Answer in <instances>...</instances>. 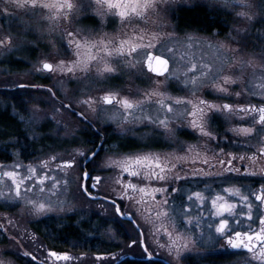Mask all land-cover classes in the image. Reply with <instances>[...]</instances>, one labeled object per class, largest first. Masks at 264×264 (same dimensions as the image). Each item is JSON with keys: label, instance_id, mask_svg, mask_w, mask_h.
I'll use <instances>...</instances> for the list:
<instances>
[{"label": "snow or ice", "instance_id": "1", "mask_svg": "<svg viewBox=\"0 0 264 264\" xmlns=\"http://www.w3.org/2000/svg\"><path fill=\"white\" fill-rule=\"evenodd\" d=\"M172 2L174 0H3L0 13L11 18L16 15V10L24 9L25 15L38 17V23H47L45 31L49 35L60 31L64 58L57 55L52 58L53 62H49L41 53L38 60L40 67L35 71L58 72L70 81H80L93 75L106 81L119 79L121 68L126 67L141 73L155 85L143 89L140 99H129L102 89V95L89 96L80 101L93 112L97 111V107L102 109L105 105H118L123 118L117 115L107 117L108 120H119L118 126L150 127L154 132L162 131L169 139L174 138L177 132H184L203 141L202 144L186 145L176 140L179 152L183 154L148 151L130 153L117 160L109 157L107 164L118 168L120 175L115 179L111 193H105L103 197L93 196L89 188L100 189L106 177L93 176L88 171L78 177L81 181H91V184L78 183L79 191L86 193L90 200L103 199L105 204L114 208V215L120 221L126 220L134 231L139 232L129 247L140 246L148 261L152 260L147 235L142 230L143 226L137 223L139 214L153 227L156 221H160L156 231H163L167 237L165 243L155 240L151 231L148 234H153L157 246L166 247L173 260L178 262L182 249L203 239V232L196 239L193 236L205 222L209 233L214 232L216 239L225 240L223 251L231 249L230 255L244 257L238 264H264V184L258 190L245 186L244 191L239 187L225 186L233 180L256 176L264 179V55L258 58V64L255 54L244 53L248 46L245 29V34L234 40L237 47L219 41L215 43L216 65L204 61L197 63L194 57L185 54L177 56L179 49L190 50L192 42L200 38L187 33L180 38L172 32H165L162 38L159 32L139 26L143 22L163 27L159 12L163 10L162 5ZM223 3L226 7L241 9L235 13L236 16L250 26L264 22V0H223ZM84 13H91L85 18L98 25V28L88 30L87 35L83 34L85 30L72 26L78 14ZM153 16L157 17L156 21H152ZM113 18L120 24L117 34L103 32L102 29ZM236 31L239 34L240 30ZM164 38L177 43L165 46ZM257 39L264 42V31L259 32ZM209 46L213 45L210 43ZM12 47L11 37L0 39V51H11ZM138 56L141 58L137 59ZM257 70L262 73L260 77L254 76ZM250 74L260 82L251 84ZM169 81H174L176 90L187 95L172 96L162 91V86ZM234 86L240 90L231 91ZM205 95L215 96L216 99H206ZM233 99L235 103L217 102ZM252 99H256L257 103H251ZM153 104L156 105V115L144 111L146 105ZM180 106H183L182 110H178ZM63 107L88 124L92 123L83 112L77 113L71 105ZM218 119L230 125L224 133L212 129ZM128 131H133V128L122 129L120 135ZM95 135L100 136L101 130L97 129ZM16 143H19V138ZM229 147L245 149V152L226 151ZM101 151H104L103 143L97 149H90V155L81 152L82 161L53 155L35 165L24 166L19 162L11 166L0 164V205L15 207L23 202L34 215L65 211L62 206L54 208L49 202L50 196L68 188L69 169H82L86 164L94 163ZM209 152L211 156L207 154ZM245 161L247 163H243ZM217 165L219 170L213 172ZM6 167L10 170H4ZM105 167L97 166L93 171L102 172ZM60 174H63V180L59 178ZM208 177L219 181L216 188L206 183ZM201 184L204 185L202 189ZM125 200L131 203L122 210L118 201ZM5 219L13 225L11 217ZM166 223H170L171 229L165 226ZM253 225L257 227L253 228ZM102 226L98 225L97 230ZM181 228L184 232L180 231ZM0 229H3L0 235L8 231L3 224H0ZM18 237L24 238L19 232L8 237L15 246L14 254L28 258L29 264L37 262L32 252L20 250L22 245ZM49 257L65 261L70 259L66 253L49 252L45 260L38 264H47ZM0 264L12 262L0 260Z\"/></svg>", "mask_w": 264, "mask_h": 264}, {"label": "rangeland", "instance_id": "2", "mask_svg": "<svg viewBox=\"0 0 264 264\" xmlns=\"http://www.w3.org/2000/svg\"><path fill=\"white\" fill-rule=\"evenodd\" d=\"M75 2V0H74ZM196 2H203L213 6L220 7L228 12L233 17L231 24V30L225 37L217 35H204L194 31L179 32L176 30L172 22V12L180 5H191ZM3 6V0H0V7ZM162 11L159 12V17L163 19L164 26L158 27L156 24L149 23L145 25L140 23V27H149L152 31L159 32L163 38L165 32H172L175 36L183 38L184 35L190 34L200 39L192 42L193 47L190 50L179 49L177 56L185 54L186 56L194 57L195 62L201 61L212 63L216 65V49L215 43L217 41L228 43L231 47H237L234 40H238L240 35H244V30L247 29L248 46L244 49L245 54L253 53L258 58L264 55L262 52L256 50L255 43L256 36L259 34L260 25L264 22L257 23L254 26H250L247 21L240 19L236 16L237 11L241 9H232L226 7L223 0H174V2L162 5ZM91 13L78 14L76 21L73 22V27L85 30L83 34H89L88 30L98 28L97 24H94L91 20L85 18ZM152 21H156L157 17L153 16ZM67 23V22H65ZM48 25L46 22L38 23V17H29L25 15L24 9L16 10V15L9 18L3 13H0V39H4L6 36L12 39V50L0 51V111H7L8 115L13 119V126H16L19 135L24 141L19 146L23 148L24 152L21 154L15 147L18 145L15 138L7 139L3 144V150H0V164L5 166H11L16 162L21 163L24 166L38 164L41 159H48L50 156L59 155L64 159H75L82 161L80 155L81 152L88 153L89 150L94 149L88 140L90 134L97 129L107 130L106 136L108 140L111 136H120L126 139L131 138L137 142L142 143V147L137 150L119 152L115 151L114 144H104V151L100 152L98 158L92 163L91 173L93 176L100 175L106 177L105 181L101 182L100 189L93 190V195L104 196L105 193H111L114 187V181L120 175V170L112 165L107 164L109 157L113 160H117L130 153L137 152H179V145L175 143L176 140L188 145L202 144L203 141L197 137H193L192 140H183L180 136V132L175 134L174 138H166V134L161 132H154L152 128H145L140 125L123 124L119 125V120H108L107 117L117 115L122 119V109L118 105H105L103 108L97 107V111L93 112L87 105L81 104L80 101L86 99L89 96L102 95L103 90H109L119 93L120 96H127L129 99H140L141 91L149 86L155 87L152 81L147 80L143 75L135 70H128L126 67L121 68V75L119 79H111L102 81L93 75L90 78L82 79L80 81H70L67 77L60 73H48L43 71H35V68L40 67L38 60L41 58V53L44 54V58L49 62H53L52 58L60 55L63 56L62 38L60 31H54L50 35L45 31ZM120 29L118 20L109 21L106 27L102 29L103 32H107L111 35L117 34ZM236 30H240L239 34ZM182 43L187 41L181 40ZM176 41H171L164 38L165 46H172L176 44ZM213 46L210 47L209 44ZM141 57H137L140 59ZM9 61H11L9 63ZM15 62V63H14ZM22 67H18V63ZM15 64L18 68H13ZM13 66V67H12ZM20 66V65H19ZM218 66V65H217ZM239 73H237L238 75ZM262 73L257 70L254 73L255 77H260ZM252 74L249 75V81L251 84L259 83L260 80L254 79ZM162 79V78H161ZM24 85L25 87H20ZM51 89V91H49ZM177 85L174 81H169L167 85L162 86L161 90L166 91L172 96H184L186 92L177 91ZM238 87H233L231 91H239ZM206 99L214 100L215 96L205 95ZM251 101L257 102L256 99ZM217 102L223 103H235L233 100H218ZM71 105L76 111L83 112L88 119L92 122L91 126H88L85 122L79 121L77 118L63 107V105ZM183 106H180L178 110H182ZM145 112H151L156 115V105H146ZM140 115V113H137ZM23 118V119H21ZM230 125L224 124V128L221 133ZM133 128V131H128L124 135H120L122 129ZM213 129V125H212ZM215 131V129H213ZM184 134V133H182ZM35 135V138L33 136ZM27 137V139H25ZM29 142L33 144L32 149L36 147V151L30 150ZM98 142V139L96 140ZM144 143H148L146 146ZM160 143V145H159ZM144 145V146H143ZM209 147H213L210 145ZM160 148V149H159ZM27 149V150H26ZM226 151L233 152L234 148L229 147ZM211 156V152L207 153ZM31 158L29 162L27 159ZM29 163V164H28ZM104 171H93L97 166H105ZM4 170H10V167H6ZM89 171V172H90ZM213 172L218 169H212ZM69 172V185L66 190L61 189L55 195H51L49 202L54 208L64 207L66 210L61 212L59 210L48 212L42 215L31 214L28 206L23 202L19 203L15 207L5 208L8 210H14L13 212H1L0 220L7 222L5 217H11L14 223L24 226L28 220L32 223L39 224L45 222L50 223V226L58 227L53 220L58 218L75 217L78 221L86 223L87 227L91 229V235H88L80 241V244H68L70 249H64L55 245L51 241L50 245L44 241L42 234L36 231L35 238V256L37 262L44 261L49 252H57L60 254H67L69 260H57L54 257H49L47 264H121L119 261L122 257L125 259L132 256L134 259L143 258L142 248L138 245L131 244V240L139 236L138 231L133 230V226L126 220L120 221L118 217L114 215V208L104 203L103 199L90 200L82 191H79L77 184H81V180L78 177L82 175V170L79 168H72ZM59 178L64 179L63 174H60ZM10 183V181H9ZM91 184V181L88 182ZM206 183L216 188L219 183L218 180L214 181L212 177L206 178ZM235 180L231 181L227 186L234 187ZM203 184L200 188H203ZM6 190V189H5ZM32 199H36L35 196H31ZM61 202H63L61 204ZM120 203L122 210L127 208L131 203L128 200ZM103 205V207H101ZM71 209V210H68ZM135 211V209H133ZM145 215H148L145 212ZM195 215V213H193ZM207 212L204 213L207 220ZM50 219V220H49ZM49 220V221H48ZM52 222V223H51ZM210 222V221H209ZM22 223V224H21ZM137 223L141 224L142 230L147 235V243L151 245L149 251L153 253L156 258H162L166 262L172 261V264H238L243 260V256H232L220 253V244L218 239L215 238V233H209L207 229V223L202 222V228L196 229L193 238L200 237L203 232V239L197 240L196 243H192L188 248L182 249L181 259L177 262L173 260V256L169 255L168 249L160 248L154 242L153 234H155V240L160 243H165L167 237L164 236L163 231H156L160 227V221H156L155 227L150 223H146L143 216L137 215ZM17 227L16 224H13ZM47 225V224H46ZM60 225V224H59ZM98 225H103L99 227ZM167 227L171 229L170 223H166ZM47 226L42 225V228ZM60 227V226H59ZM47 234L51 232L45 229ZM16 232L20 231L18 228ZM15 231H13L15 233ZM149 231L153 234H148ZM184 232V229H180ZM26 232V231H25ZM50 236V235H49ZM52 236V235H51ZM211 237V238H210ZM14 247V246H13ZM7 248L4 245L0 246V260L11 261L12 264H27V260H18L14 258V254L11 256L5 253ZM16 251V249H14ZM99 257V259H98ZM219 257H222L217 259ZM117 261H119L117 263Z\"/></svg>", "mask_w": 264, "mask_h": 264}, {"label": "trees", "instance_id": "3", "mask_svg": "<svg viewBox=\"0 0 264 264\" xmlns=\"http://www.w3.org/2000/svg\"><path fill=\"white\" fill-rule=\"evenodd\" d=\"M172 22L179 32L185 31H194L199 34L204 35H217L220 37H225L230 33L231 24L233 22V17L226 10L213 6L210 4H206L203 2H196L191 5H180L177 6L171 15ZM262 31H264V24L259 26ZM255 43L256 50L262 52L264 54V42L257 39L253 42ZM11 61H9L10 63ZM15 63V62H14ZM18 67H22L19 62ZM15 65V64H11ZM20 65V66H19ZM13 67V66H12ZM16 65L13 68H18ZM9 138H15L14 141L19 138V143L23 142L24 139L21 138L16 126H13V119L8 115L7 111H0V150H3L4 142ZM109 144L115 145V151L119 152H127L132 150L140 149L142 143L137 142L131 138H124L120 136H113V138L108 140ZM23 144V143H22ZM18 144L15 149L18 150L19 153H23L24 147H20ZM33 144L30 142L29 147L30 150L36 151V147L32 149ZM144 145L148 146V143H144ZM143 145V146H144ZM27 150V149H26ZM2 155L0 154V157ZM50 220V219H49ZM48 220V221H49ZM36 226V231L42 234V237L45 238L47 243H53L59 245L58 247L64 249H70V244H80V241H84L88 235L92 233L91 229H89L86 223L78 221L75 217H64L58 218L57 220L52 221L57 224L58 227L50 226V223L45 222ZM52 223V222H51ZM47 224V225H46ZM60 224V225H59ZM42 225L47 226L46 228H42ZM60 226V227H59ZM51 232V234L45 233L47 229ZM45 231V232H44ZM50 235V236H49ZM52 235V236H51ZM51 246V245H50ZM121 264H159V262L155 261H139L135 259H125L120 262Z\"/></svg>", "mask_w": 264, "mask_h": 264}, {"label": "flooded vegetation", "instance_id": "4", "mask_svg": "<svg viewBox=\"0 0 264 264\" xmlns=\"http://www.w3.org/2000/svg\"><path fill=\"white\" fill-rule=\"evenodd\" d=\"M250 102L251 103H257V102H254V101H250ZM68 111L72 114V116H74L75 118H77L79 121L85 122L88 126H91L92 127L91 124H88L86 121H83L78 115H74L71 110H68ZM76 112L77 113H80L79 111H76ZM224 124H225V122L223 121V119H218L216 121V123L213 124V129H215V131H218V132L221 133L222 130H223V128H224ZM93 130L94 131L91 132L90 139L88 140V142L90 143V145L94 149L99 148V146L101 145V143H103V145L106 144V143L108 144V138L106 136L107 130H103V132L101 131V135L100 136H96L95 135L96 130L95 129H93ZM180 133H181L180 136L182 137V139L183 138H187V139H183V140H188L189 141V140H192L193 137H194L192 135L185 134L184 132H180ZM182 133H184V134H182ZM111 138H113V136H111ZM97 139H98V142H96ZM18 144H22V143L20 142ZM29 144H30V142H29ZM159 145H160V143H159ZM233 152H235L237 154H243L245 152V149H235V151H233ZM30 160H31V158H28L27 159V162H29ZM243 163H247V161H245ZM92 165H93L92 163L91 164H86V166L81 169L82 170V175H83V172L84 171H88L89 172L91 170V168H92ZM237 166L239 167L240 164L237 163ZM216 169L219 170V165H217V168ZM241 171H243V168H241ZM88 182L89 181H82L81 184H84V183L89 184ZM261 184H264V179H261L259 176H256V177H251V178H248V179L235 180V183L233 184V186L234 187H239V188H241L242 191H244V190H246L245 189V186L250 187L252 190H258L260 188V185ZM225 186H227V185H225ZM90 190H91V188H89V191ZM83 194L88 199H90L86 193H83ZM93 196H96V195H93ZM100 197H102V196H100ZM6 208H9V207H6ZM6 208H5V206L0 205V214H1V212H9L10 213V212H13L14 211L13 209L12 210H8ZM22 223H25V225L24 226H20L17 223H13V224H16L17 225V227H14V225H9L8 222H5V221L0 220V224H3L4 225V228H6L8 230L7 232H5L4 235H0V246L1 245H4L7 248L5 250V253H8L11 256L15 253V251H14L15 246H14L13 242H11L9 240L8 237L11 234H13L14 233L13 231H15L17 228L20 231V236L21 237H24L23 239H20L18 237V240H19L20 244L22 245V247H21L20 250L21 251H30V252L33 253V255H35L34 250H35V238H36V223H32L29 220L27 222H22ZM256 227H257L256 225H253V228H256ZM0 231H3V229H0ZM15 233H16V231H15ZM43 239H44V241H46L45 238H43ZM218 242L221 245L220 246V253H219V255L222 256V252L223 253H226V255H230L229 253L231 251H233V250L229 249L228 252H225V251L222 250V245L225 244V240L218 239ZM14 258H16L18 260H27V264H29V259L28 258H25V257H22V256H17V255H15ZM215 258H217V257H215ZM219 258L222 259V257H219ZM219 258H217V259H219ZM135 260H139V261H142V262L145 261V260H142V258H139V259H136L135 258ZM32 264H38V262H32ZM159 264H169V262H166L164 259L159 258Z\"/></svg>", "mask_w": 264, "mask_h": 264}, {"label": "water", "instance_id": "5", "mask_svg": "<svg viewBox=\"0 0 264 264\" xmlns=\"http://www.w3.org/2000/svg\"><path fill=\"white\" fill-rule=\"evenodd\" d=\"M128 259H134V258H133L132 256H130ZM122 260H125V258L122 257L119 261H122ZM142 260L148 261V259H147L146 256H144V258H142ZM119 261H117V263H118ZM151 261H157V262H159V258H156V257L153 256V258H152Z\"/></svg>", "mask_w": 264, "mask_h": 264}]
</instances>
